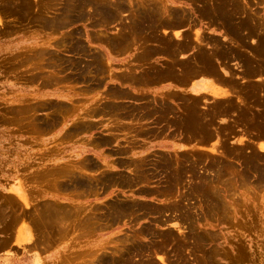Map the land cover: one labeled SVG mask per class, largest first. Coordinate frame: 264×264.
I'll use <instances>...</instances> for the list:
<instances>
[{
    "label": "rangeland",
    "instance_id": "obj_1",
    "mask_svg": "<svg viewBox=\"0 0 264 264\" xmlns=\"http://www.w3.org/2000/svg\"><path fill=\"white\" fill-rule=\"evenodd\" d=\"M263 65L264 0H0V264H264Z\"/></svg>",
    "mask_w": 264,
    "mask_h": 264
},
{
    "label": "crops",
    "instance_id": "obj_2",
    "mask_svg": "<svg viewBox=\"0 0 264 264\" xmlns=\"http://www.w3.org/2000/svg\"><path fill=\"white\" fill-rule=\"evenodd\" d=\"M194 83H195V88H200L197 92H205L208 90L214 93L216 96H226L227 95L224 91H219V89H216L215 86L211 84L208 78H202L197 81H194L192 83V86ZM37 262H38L37 264H40L39 259H37Z\"/></svg>",
    "mask_w": 264,
    "mask_h": 264
},
{
    "label": "bare ground",
    "instance_id": "obj_3",
    "mask_svg": "<svg viewBox=\"0 0 264 264\" xmlns=\"http://www.w3.org/2000/svg\"><path fill=\"white\" fill-rule=\"evenodd\" d=\"M235 1V0H234ZM237 1V0H236ZM148 11V10H147ZM161 11V10H160ZM212 11V10H211ZM224 11V10H223ZM236 11V10H235ZM161 13V12H160ZM214 13V12H213ZM146 13H144V15H145ZM172 16V15H171ZM177 16V15H176ZM243 16V15H242ZM173 18V17H172ZM146 20V19H145ZM166 20V19H165ZM232 22V21H231ZM263 22V21H262ZM255 23V22H254ZM173 24V23H172ZM230 25V24H229ZM234 25V24H233ZM140 26V25H139ZM139 26H138V28H139ZM154 26V25H153ZM134 28H135V26H134ZM143 29V28H142ZM153 29V28H152ZM140 30V29H139ZM158 30V29H157ZM232 35V34H231ZM257 60H259V59H257ZM264 66V65H263ZM188 79V78H187ZM162 107V106H161ZM172 107V106H171ZM166 112V111H165ZM165 120V119H164ZM179 120V119H178ZM76 180V179H75ZM92 212V211H91ZM111 215V214H110ZM109 224V223H108ZM96 225V224H95ZM106 225V224H105Z\"/></svg>",
    "mask_w": 264,
    "mask_h": 264
}]
</instances>
